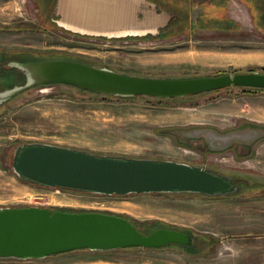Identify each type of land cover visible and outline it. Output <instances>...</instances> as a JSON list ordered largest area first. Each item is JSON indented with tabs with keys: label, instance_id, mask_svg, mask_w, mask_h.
Here are the masks:
<instances>
[{
	"label": "rangeland",
	"instance_id": "374dc122",
	"mask_svg": "<svg viewBox=\"0 0 264 264\" xmlns=\"http://www.w3.org/2000/svg\"><path fill=\"white\" fill-rule=\"evenodd\" d=\"M53 2L0 0L3 66L21 54L19 59H76L143 76L264 73L263 0H152L169 15L157 27L161 35L116 39L61 30L49 19ZM9 69L4 76L0 67V90L24 81L22 72ZM28 143L198 165L230 177L238 189L218 196L118 195L43 186L12 169L15 148ZM28 205L123 215L144 232L171 227L210 244L81 249L0 258V264H264V90L229 87L157 99L63 84L28 89L0 104V206Z\"/></svg>",
	"mask_w": 264,
	"mask_h": 264
},
{
	"label": "water",
	"instance_id": "95a60500",
	"mask_svg": "<svg viewBox=\"0 0 264 264\" xmlns=\"http://www.w3.org/2000/svg\"><path fill=\"white\" fill-rule=\"evenodd\" d=\"M7 66L21 71L24 81L0 90V104L33 87L54 84L108 96L157 99L183 98L229 87L264 89V73L257 71L158 77L68 59L9 61ZM11 166L18 177L34 184L99 194L187 192L218 196L238 189L230 177L198 165L99 155L52 144L17 146ZM171 244L190 246L192 237L167 227L144 233L126 217L100 211L0 206V258L25 260L79 249L107 251Z\"/></svg>",
	"mask_w": 264,
	"mask_h": 264
},
{
	"label": "crops",
	"instance_id": "0c3cea01",
	"mask_svg": "<svg viewBox=\"0 0 264 264\" xmlns=\"http://www.w3.org/2000/svg\"><path fill=\"white\" fill-rule=\"evenodd\" d=\"M34 1V0H33ZM38 1V0H37ZM51 18L61 30L116 39L157 33L164 17L152 0H53ZM40 15V13H38Z\"/></svg>",
	"mask_w": 264,
	"mask_h": 264
},
{
	"label": "trees",
	"instance_id": "16d2710c",
	"mask_svg": "<svg viewBox=\"0 0 264 264\" xmlns=\"http://www.w3.org/2000/svg\"><path fill=\"white\" fill-rule=\"evenodd\" d=\"M164 28V27H163ZM159 35H161V32L159 31L156 35H153V34H150V33H147V34H145V35H143V38H152V37H155V36H159ZM21 55V54H20ZM19 55V56H20ZM19 56H17L18 58H17V61H28V60H30V58H26V57H23L22 59H19ZM10 59H12V58H10ZM71 60H75V61H80V60H76V59H71ZM80 62H82V61H80ZM83 63H85V62H83ZM12 70H14L13 68H12ZM17 71L18 72H21V71H19L18 69H17ZM20 74V73H19ZM5 76V75H4ZM15 76V75H14ZM18 76V78L20 77L19 75H17ZM16 77V76H15ZM76 88V87H75ZM241 88H244V87H241ZM79 89V88H78ZM245 89V88H244ZM247 90L248 89H251V90H264V89H260V88H246ZM106 96V95H105ZM104 97V96H103ZM144 97V96H143ZM117 98H128V97H117ZM39 185H41V184H39ZM44 186V185H43ZM58 188H63V187H58ZM65 189H70V190H76V189H71V188H65ZM78 191V190H77ZM62 210H66V209H62ZM67 211H74V210H67ZM120 216H123V215H120ZM123 217H126L127 219H129L138 229H139V226H138V224L134 221V220H132L131 218H129V217H127V216H123ZM159 227H165V226H159ZM167 228H171V227H167ZM175 229V228H174ZM140 230V229H139ZM179 230V229H178ZM142 231V230H141ZM181 231H183V232H185V233H187V234H189L191 237H192V244L190 245V246H181V245H178V244H171V245H169V246H177V247H179V248H183V247H194V246H197V244L198 243H201V244H203V247H204V245L205 246H207L208 244H210V240H207V242H205V240L204 239H201V241H198V240H196V236L194 235V234H192L190 231H187V230H181ZM142 232H144V231H142ZM147 232H149V231H146V232H144V233H147ZM197 243V244H196ZM166 247H168V246H166ZM199 247V246H198ZM127 248H138V247H127ZM199 248H201V246L199 247ZM122 249H126V248H122ZM147 249H158V248H147ZM79 250H81V249H79ZM199 252V249L197 250V253ZM56 254H59V253H56Z\"/></svg>",
	"mask_w": 264,
	"mask_h": 264
},
{
	"label": "flooded vegetation",
	"instance_id": "af4514ba",
	"mask_svg": "<svg viewBox=\"0 0 264 264\" xmlns=\"http://www.w3.org/2000/svg\"><path fill=\"white\" fill-rule=\"evenodd\" d=\"M263 2H264V0H263ZM7 66V65H6ZM0 67H2V70L4 71V74H2V75H5V74H7L9 71H11V69H9L10 67H5V66H3L1 63H0ZM2 71V72H3ZM233 183V182H232Z\"/></svg>",
	"mask_w": 264,
	"mask_h": 264
}]
</instances>
